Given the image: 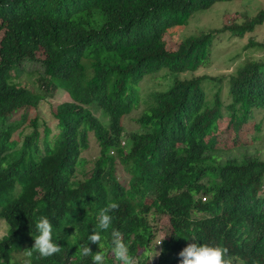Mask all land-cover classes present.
<instances>
[{"label":"trees","instance_id":"16d2710c","mask_svg":"<svg viewBox=\"0 0 264 264\" xmlns=\"http://www.w3.org/2000/svg\"><path fill=\"white\" fill-rule=\"evenodd\" d=\"M227 1L233 0H0V219L7 226L0 238V264H18L13 255L21 251L26 264H92L91 256L75 253L88 243L96 213L110 202L119 208L111 213L112 226L101 233L105 249L114 228L138 264H150L147 253L156 232L148 214L165 217L167 224L155 264H180L178 253L193 236L199 243L227 247L236 258L233 264H264V161L250 153L219 160L214 148L217 123L225 117L235 134L254 114L264 123V42L248 39L243 47L256 48L262 56L227 75L225 106L218 89L208 102L204 82L221 78L205 75L145 88L142 97L137 91L163 68L176 75L194 73L207 64L214 39L240 40L264 24L260 9L181 39L171 51L164 48L168 29ZM24 23L35 48L22 32ZM33 64L41 67L44 91L12 81ZM55 89L66 94L51 111L56 133L48 139L50 131L43 126L37 145L34 118L16 134L20 146L12 150L19 125L7 124V117L54 98ZM91 106L101 111L106 125L92 115ZM136 109L141 111L135 129L125 131L122 121ZM259 123L256 134L264 131ZM90 134L97 155L84 171L80 152L87 149ZM116 158L127 181L115 175ZM205 175L212 181L201 182ZM42 216L52 223L53 242L61 247L47 259L25 251L34 244ZM89 247L94 254L99 251L96 244ZM105 264L116 262L107 258Z\"/></svg>","mask_w":264,"mask_h":264},{"label":"rangeland","instance_id":"374dc122","mask_svg":"<svg viewBox=\"0 0 264 264\" xmlns=\"http://www.w3.org/2000/svg\"><path fill=\"white\" fill-rule=\"evenodd\" d=\"M264 9V0H233L227 2H217L214 3L208 10L196 13L190 17L187 24L181 27L170 28L163 34V45L166 50H173L175 45L181 40L189 37H195L200 33H206L208 31L218 29L222 26L225 19L231 20L237 18L238 20L244 15L251 17L258 10ZM228 17V18H227ZM22 32L25 34L30 41L32 42L35 48L34 38L32 32L30 31L28 25L24 23L22 26ZM0 37H1V28H0ZM248 39H251L256 43L264 42V24L256 28L252 33L245 35L240 40H226V37L219 36L213 40V46L210 49L209 60L207 64L198 68L194 73H183L176 75L169 73L166 68L159 70L157 73L153 74V78H149L147 81H143L140 85L137 86V91L139 95L144 96L143 92L146 89L159 88L161 85L170 84L175 79L189 78L193 76L205 75L210 78H221V81L218 83L216 81L204 82L205 91L207 95L208 102H212L213 95L218 89V96L223 106L229 103L228 94H227V75L232 73L237 67H239L243 62L248 60H256L261 58L262 53L256 48H249L243 50V47L246 45ZM37 60H41L42 56L39 50L36 51ZM41 67L37 64L28 65L22 68L20 71L16 72L13 76V83L20 87H25L31 91H44L39 85ZM151 76V75H150ZM146 78V79H147ZM169 87V86H168ZM167 87V88H168ZM165 88V87H164ZM166 88V89H167ZM55 94V97H47L39 104L35 109L30 110H20L15 113H12L7 117L6 123L17 124L19 125L18 129L14 132V137L10 141V147L12 150L18 149L20 146V138L16 136L22 130V126H28L30 121L34 118L38 121V126L36 132L37 145L41 144L43 138V126L47 127L50 131L48 134V139L51 138L52 134H55V120L51 116V111L53 107L66 99V94L60 90L55 89L52 91ZM143 108V106H139ZM92 115L99 121L100 124L106 125V118L102 115L101 111L97 110L95 107H89ZM140 109L133 110L123 121V127L125 131L135 129L134 119L135 116L140 112ZM261 116V115H260ZM259 116L254 114L252 118L245 127H243L238 133H234L227 124L226 117L217 123V129L215 132L216 143H215V152L218 159L232 158L241 156L244 153H250L257 155L260 160L264 161V131L261 134H256L253 128L254 125H258ZM263 122H260V127H263ZM26 132V131H25ZM21 133V132H20ZM94 137L90 134L88 139L87 149L80 152V158L86 161L85 168L88 171L92 162L97 155V147L94 143ZM111 144H115L113 141ZM124 147H126L124 145ZM125 149V148H124ZM214 151V150H213ZM241 154V155H240ZM211 156H215L214 154ZM115 165V175L120 179L127 181L128 176L121 172H118V168H122L119 164L118 159L116 158ZM77 178H81L80 174L76 175ZM117 177V178H118ZM207 181H212V178L205 175L202 178L201 182L207 184ZM144 204H147L146 199L139 200ZM148 223L151 227L155 228L157 232L156 237H159V231L164 233V230L167 229L166 218L163 216L151 217L149 214L146 216ZM158 228L160 230H158ZM7 226L0 219V238L6 233ZM150 252L148 253L149 263L155 264V254L159 251L154 247H151ZM154 257V258H153ZM107 258H112L110 253L107 255ZM153 258V259H152ZM18 264H26L25 255L23 253H16L13 255V262Z\"/></svg>","mask_w":264,"mask_h":264},{"label":"clouds","instance_id":"9594fccd","mask_svg":"<svg viewBox=\"0 0 264 264\" xmlns=\"http://www.w3.org/2000/svg\"><path fill=\"white\" fill-rule=\"evenodd\" d=\"M118 143L123 147L125 145L121 140H119ZM262 192L264 194V182L262 185ZM202 198L204 200H202ZM200 199L204 202L206 196L204 195ZM118 208L119 204L117 202H110L106 206L99 209L95 217L96 224L92 227L91 234L87 237L88 243L81 245L77 249V252L75 253L76 255L81 258L91 256L92 264H105L107 255L110 253L116 264H138L137 258L130 253L129 247L124 242L122 233L114 228L111 231L109 248L107 250L105 249L103 241L106 237L102 236L101 233H106L112 226L113 216L111 213L116 211ZM35 227L38 235L32 237L34 240L33 246L30 249L25 250L28 255L31 256L33 253H37L41 259H47L59 254L61 252V247L53 242V225L50 220L47 217L42 216L36 222ZM156 234L150 244V248L154 247L159 249L154 256L155 260H157L158 256L161 254L160 231L159 237H156ZM90 244L98 245L99 251L94 254L92 249L89 247ZM19 253H23L26 260L27 256L25 252L21 251ZM178 259L180 264H233V261L236 258L229 255V249L227 247L220 244L210 245L207 243H199L196 241V237L193 236L191 238V242H189L187 246L178 253Z\"/></svg>","mask_w":264,"mask_h":264},{"label":"built area","instance_id":"2783aa9c","mask_svg":"<svg viewBox=\"0 0 264 264\" xmlns=\"http://www.w3.org/2000/svg\"><path fill=\"white\" fill-rule=\"evenodd\" d=\"M202 200H204V199L202 198Z\"/></svg>","mask_w":264,"mask_h":264}]
</instances>
